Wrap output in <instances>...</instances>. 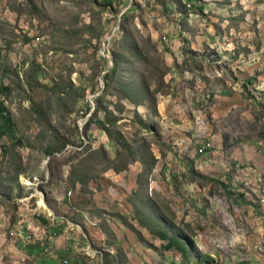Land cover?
<instances>
[{"label": "rangeland", "instance_id": "rangeland-1", "mask_svg": "<svg viewBox=\"0 0 264 264\" xmlns=\"http://www.w3.org/2000/svg\"><path fill=\"white\" fill-rule=\"evenodd\" d=\"M0 64V117L13 121L0 138V264H185L159 232L187 242L194 264L264 260L262 239L233 242L247 229L222 184L213 215L192 212L188 168L205 135L213 148L264 142V0H0ZM93 116L105 130L86 135ZM219 220L228 245L197 246Z\"/></svg>", "mask_w": 264, "mask_h": 264}, {"label": "crops", "instance_id": "crops-1", "mask_svg": "<svg viewBox=\"0 0 264 264\" xmlns=\"http://www.w3.org/2000/svg\"><path fill=\"white\" fill-rule=\"evenodd\" d=\"M256 145L253 147L249 145L250 147L248 148L242 146L241 148L235 147L228 149L224 145L218 144L213 150L203 155L197 154L194 156V154L190 153L192 154V163L190 167H188L194 170L195 176L199 174L200 178V187L196 188L197 192L195 190V192H193V189H191V195L195 194L200 198L197 199L198 203H195L196 207H193L192 212L195 213L198 209H201L200 212L204 218L213 215V207L215 206L212 202V198L210 200L211 203L208 200L210 199L209 196H211L210 192L214 191L213 185L216 184L215 181L218 182V186L222 184L226 190L232 193L234 201L239 202L238 205L242 209V214L237 219L238 221H242L243 226L247 229L246 236L235 235L236 237H233V242H241L248 248L253 247L260 239L264 241V226L257 225L258 219L255 216V214H258L259 210L264 217V142L259 141ZM238 161L241 169L236 166ZM196 180L197 178H195V181ZM195 181L191 180L190 184H195ZM204 181L206 182L205 185H203ZM203 200L206 201V203L201 205L200 203L203 202ZM208 201L209 206L206 205ZM194 208H196V210H194ZM237 213L239 214V212ZM243 214L244 216H242ZM215 215H218L217 210ZM224 223V221L219 220L217 229L221 227V225H224ZM215 226V223L209 222V227ZM238 230L240 232V229ZM223 233L224 231L221 228L218 229L215 235L202 232L201 235H199L201 241L198 240L197 242L195 240V244L201 247L200 243L203 244L205 241L209 243L219 241L222 243L223 247L227 246V240H222V238H224ZM209 236H211V239H209ZM242 244L238 245L243 247ZM250 259L251 260H247L248 262L243 264H264V260H256L252 257ZM225 260L227 261L229 259L227 258ZM49 263L51 262L46 260V262L42 264Z\"/></svg>", "mask_w": 264, "mask_h": 264}, {"label": "trees", "instance_id": "trees-1", "mask_svg": "<svg viewBox=\"0 0 264 264\" xmlns=\"http://www.w3.org/2000/svg\"><path fill=\"white\" fill-rule=\"evenodd\" d=\"M188 1H193V0H188ZM108 5L111 6L112 10L116 8L115 5H114V2H111ZM116 70H117V67H115L114 70H112V71H108L106 76L103 77L104 82L106 83V86H109V84H110L108 82L109 78H111V76H113L115 74ZM2 73H3L2 65L0 64V75ZM249 83H250V81H249ZM2 90L5 91V92H8L9 88L7 86H5V87H2ZM93 124H97L100 127V129L105 130L102 121L99 120V119L95 120V116H93L92 118H89V120L85 124V128L84 129H85L86 135L89 133V131L91 129V126ZM12 129H13V121H12L11 116L8 113L2 114L1 117H0V138L4 137L5 135L11 134L12 133ZM63 148H64V146H63ZM44 222L46 223L45 225L47 227L49 226L50 228H52V227L56 226L54 224V222H52L50 219H47ZM59 223L60 222H58L57 224H59ZM59 231H61V230H59ZM59 231H58V233H59ZM56 233H57V231H56ZM158 234L160 235V237L163 240H168L169 241L168 245H167V248H171V247L174 246L180 251V253L183 255V257L187 259V260H183L184 262H186L185 264H194L195 263L193 260L190 259V256H189L190 246L187 244V242L186 243L185 242H181V240H179L178 238H175V237H168L165 232H159ZM45 243H47V241L40 242V243H34L33 246L31 247L32 251L34 253H39L40 251H42L44 249ZM74 261H75V263L80 264V263H78V260H74ZM203 264H211V263L206 262V263H203Z\"/></svg>", "mask_w": 264, "mask_h": 264}, {"label": "built area", "instance_id": "built-area-1", "mask_svg": "<svg viewBox=\"0 0 264 264\" xmlns=\"http://www.w3.org/2000/svg\"><path fill=\"white\" fill-rule=\"evenodd\" d=\"M189 7H191V5L189 4L188 5ZM204 125V124H203ZM201 137V136H200ZM213 148V145L209 142V139L206 138V135H205V141L203 142L202 144V147H200L197 151V153L199 155H203L208 149H212ZM48 217L49 219L54 222L56 219L55 216H53L52 214H48ZM72 226V229H80L81 230V227L78 226V225H71ZM20 235H23V237H25L26 239V242L30 241L32 238V234H26L25 232H22L21 230L18 231ZM57 236L58 234L56 232H53L49 237H48V241L50 242H55L56 239H57ZM260 251H262L264 253V248H259ZM45 251H48L47 248H45ZM67 251H70L69 249ZM92 253V254H91ZM85 254L88 255L89 257H94L95 255H97V253L93 252L90 247L88 249L85 250ZM70 261L71 260H68V259H65L62 261V264H70Z\"/></svg>", "mask_w": 264, "mask_h": 264}, {"label": "bare ground", "instance_id": "bare-ground-1", "mask_svg": "<svg viewBox=\"0 0 264 264\" xmlns=\"http://www.w3.org/2000/svg\"><path fill=\"white\" fill-rule=\"evenodd\" d=\"M43 208H45L46 206H45V203L43 202V204L41 205Z\"/></svg>", "mask_w": 264, "mask_h": 264}]
</instances>
